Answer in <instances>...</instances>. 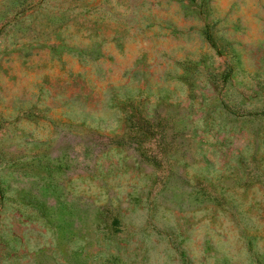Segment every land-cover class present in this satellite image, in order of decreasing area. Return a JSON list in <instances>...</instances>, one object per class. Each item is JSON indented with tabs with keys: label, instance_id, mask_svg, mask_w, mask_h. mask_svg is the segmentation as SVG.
<instances>
[{
	"label": "rangeland",
	"instance_id": "rangeland-1",
	"mask_svg": "<svg viewBox=\"0 0 264 264\" xmlns=\"http://www.w3.org/2000/svg\"><path fill=\"white\" fill-rule=\"evenodd\" d=\"M0 264H264V0H0Z\"/></svg>",
	"mask_w": 264,
	"mask_h": 264
},
{
	"label": "trees",
	"instance_id": "trees-1",
	"mask_svg": "<svg viewBox=\"0 0 264 264\" xmlns=\"http://www.w3.org/2000/svg\"><path fill=\"white\" fill-rule=\"evenodd\" d=\"M0 193H1V187H0Z\"/></svg>",
	"mask_w": 264,
	"mask_h": 264
}]
</instances>
